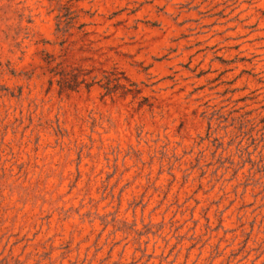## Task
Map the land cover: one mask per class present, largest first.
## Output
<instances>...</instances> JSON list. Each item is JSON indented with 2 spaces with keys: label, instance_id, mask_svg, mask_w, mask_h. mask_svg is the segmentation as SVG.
I'll list each match as a JSON object with an SVG mask.
<instances>
[{
  "label": "rangeland",
  "instance_id": "rangeland-1",
  "mask_svg": "<svg viewBox=\"0 0 264 264\" xmlns=\"http://www.w3.org/2000/svg\"><path fill=\"white\" fill-rule=\"evenodd\" d=\"M0 264H264V0H0Z\"/></svg>",
  "mask_w": 264,
  "mask_h": 264
}]
</instances>
